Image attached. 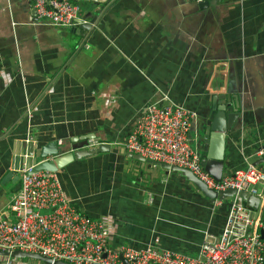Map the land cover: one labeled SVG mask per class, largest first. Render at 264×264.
I'll list each match as a JSON object with an SVG mask.
<instances>
[{
	"label": "crops",
	"instance_id": "1",
	"mask_svg": "<svg viewBox=\"0 0 264 264\" xmlns=\"http://www.w3.org/2000/svg\"><path fill=\"white\" fill-rule=\"evenodd\" d=\"M74 1L93 20L84 35L43 23L32 0H0V215L13 220L20 179L1 180L16 151L28 142L89 150L92 140L109 149L57 170L77 209L108 220L114 248L196 255L205 236H220L234 196L211 202L180 172L143 167L124 144L150 105L171 101L195 113L198 147L213 98L235 94L223 175L263 167L264 0Z\"/></svg>",
	"mask_w": 264,
	"mask_h": 264
},
{
	"label": "built area",
	"instance_id": "2",
	"mask_svg": "<svg viewBox=\"0 0 264 264\" xmlns=\"http://www.w3.org/2000/svg\"><path fill=\"white\" fill-rule=\"evenodd\" d=\"M37 17L52 26H78L80 5L74 0H32ZM87 46V45H86ZM30 121L31 107L25 111ZM196 115L169 101L150 105L137 121L125 148L156 164L188 169L216 192L234 189L257 196L252 208L232 198L220 236H205L196 255L110 245L108 220L82 213L65 193L57 171L31 167L19 170L20 189L9 205L13 220L0 215V250L37 253L69 264H264V171L249 164L216 180L201 165V155L190 135ZM100 143L90 140L89 149ZM258 156L264 158V147ZM47 210V213H42ZM7 264L11 260L7 259ZM26 264V263H22Z\"/></svg>",
	"mask_w": 264,
	"mask_h": 264
},
{
	"label": "water",
	"instance_id": "3",
	"mask_svg": "<svg viewBox=\"0 0 264 264\" xmlns=\"http://www.w3.org/2000/svg\"><path fill=\"white\" fill-rule=\"evenodd\" d=\"M196 1L199 6H208L214 4L215 0H190ZM93 23V20L85 23H81L78 26H73L72 29L75 34L84 35V31L88 30ZM217 102L216 98H213L211 112L206 120H204L201 128L198 127V150L201 155V165L209 174H211L216 180H219L223 176L226 161V146H227V134L232 132L236 128L237 119L239 118L240 112L239 98L237 95L232 97H221L222 93L218 94ZM27 141H30L27 139ZM109 149V145L100 143L93 149L89 150H73L66 153H59L56 142H50L45 146H38L33 142L26 143L22 152L16 151L11 159V169L2 178L1 182L5 178L15 175L14 179H20L19 170L27 167H31L30 172H36L39 170L57 171L58 169L69 163L74 157L92 155L97 152H103ZM51 155V158H47ZM139 156V160L144 163L145 168L150 169L152 165H158L160 168L166 170L178 171L185 177L190 184L198 190L199 194L205 196L213 202L216 198L229 199L236 195L234 189H227L225 191L216 192L213 189H209L206 185L201 182L191 171L178 166H170L168 164H156L150 160L144 159ZM262 160H259L261 162ZM255 165V164H254ZM264 171V165L262 167ZM19 173V174H18ZM20 188V182L18 184ZM236 199L240 204H246L256 209L258 207L259 199L257 196L247 194L246 192H240L236 195ZM264 223V214L262 217ZM264 234V231H261ZM1 256H12L18 258H34L42 261L44 264H69L63 261L55 260L37 253H28L15 250L11 253L8 251H1Z\"/></svg>",
	"mask_w": 264,
	"mask_h": 264
},
{
	"label": "rangeland",
	"instance_id": "4",
	"mask_svg": "<svg viewBox=\"0 0 264 264\" xmlns=\"http://www.w3.org/2000/svg\"><path fill=\"white\" fill-rule=\"evenodd\" d=\"M47 210H42V213H47ZM7 259L11 260L14 264H19L21 262H26L27 264H44L42 261L34 258H18L12 256H1L0 255V264H5Z\"/></svg>",
	"mask_w": 264,
	"mask_h": 264
}]
</instances>
